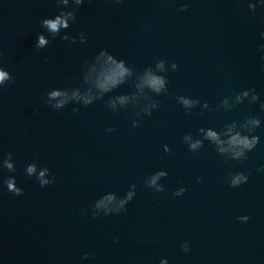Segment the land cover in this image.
Wrapping results in <instances>:
<instances>
[{"label": "water", "instance_id": "1", "mask_svg": "<svg viewBox=\"0 0 264 264\" xmlns=\"http://www.w3.org/2000/svg\"><path fill=\"white\" fill-rule=\"evenodd\" d=\"M57 12L54 0H0V50L15 77L0 94V150L12 151L17 167L0 170V177L15 175L24 190L16 197L0 187V264H159L165 258L168 264H264V171H257L264 165V123L254 133L260 143L240 165L225 162L207 142L193 154L182 140L201 127L219 130L251 115L264 120V112L245 101L230 112L197 107L186 115L175 99L199 98L215 109L225 96L254 88L264 100L258 51L264 12L252 16L247 0H85L67 32L83 31L87 42L69 46L57 37L36 49L41 19ZM104 48L136 72L158 59L179 65L166 73L170 95L156 97L160 108L138 128L131 109L113 115L105 107L111 96L130 93L129 84L88 107L56 111L44 103L52 88L78 87L81 81L71 77ZM34 160L52 170L54 184L41 188L25 175ZM157 170L169 174L160 181L163 193L144 185ZM230 171L251 175L231 188L224 180ZM132 184L136 196L127 212L92 218L96 199L123 195ZM181 186L187 191L174 197ZM243 215L247 223L237 220ZM183 241L190 253L181 250Z\"/></svg>", "mask_w": 264, "mask_h": 264}, {"label": "clouds", "instance_id": "2", "mask_svg": "<svg viewBox=\"0 0 264 264\" xmlns=\"http://www.w3.org/2000/svg\"><path fill=\"white\" fill-rule=\"evenodd\" d=\"M58 9L53 17L41 19L40 27L44 30L37 34L35 48L38 50L46 49L53 41L59 37L63 41H68L69 46L85 44L87 42L86 34L81 31L78 36L69 35L67 30L77 20V6L85 3V0H54ZM120 2V0H116ZM247 8L252 16H255L257 10L264 12V0H247ZM70 9V10H66ZM188 4L181 5L179 11H187ZM63 33V34H61ZM264 40V31L260 33ZM258 51L262 53V71H264V43L258 45ZM47 60V57L44 58ZM7 60L4 53L0 50V94L11 84L15 82V77L7 70ZM179 65L176 62L169 63L165 59H158L154 64L148 65L141 72H136L130 67L124 59H118L109 52L108 49H101L91 60H84L81 70L74 74L71 79L80 80L78 87L70 88H52L45 94L44 103L47 107L59 111L70 104H76L83 107L93 105L97 101L104 100V97L119 88L122 85L129 84L133 89L130 93L111 96L106 102L105 107L110 109L113 115L120 111L132 110V127H140V120L145 116H151L153 111L160 108V100L156 97L169 96V79L166 73L171 70L177 71ZM176 102L184 109L186 115H191L192 110L202 107L208 111L230 112L234 108L247 101L249 104H259V109L264 112V100L254 88L244 89L233 92L225 96L215 106V109L205 101L201 104L199 98L178 95ZM37 112L39 109L36 110ZM74 113L79 112V107L72 109ZM204 115L203 112L198 113ZM264 120L259 115L245 117L242 121L235 120L226 123L222 128L201 127L197 130L196 137L192 133L183 135L182 140L188 146V150L193 154L199 155L205 148V142L214 147L215 152L225 162L234 161L236 165L242 164L248 159V153L252 152L260 143V137L255 135L256 129L260 128ZM25 131H27L25 129ZM107 132L114 131L113 128H107ZM164 152L173 155L172 149L165 144ZM0 170H6L9 173L17 171L16 160L12 151L0 150ZM257 171H264V165ZM25 175L29 178H35L41 188H45L55 183L56 177L52 170L34 160L27 163L24 169ZM165 170H157L144 180V185L156 193L166 191L165 186L160 181L168 176ZM251 172L230 171L224 178L225 183L231 188H237L246 184ZM203 178L197 177V183ZM0 187H6V190L13 196L19 197L24 194L22 187L18 186L15 175L0 177ZM137 185L132 184L129 190L123 195L116 193H106L96 199L89 210L93 219L98 217H107L110 215H120L127 212V205L136 196ZM187 191L186 187H179L172 195L180 197ZM86 215L85 210H81V216ZM242 223H247L250 217L247 215L237 217ZM181 250L184 253H190L191 247L188 241L181 242ZM89 253L85 252L82 259L87 260ZM159 264H168V260L161 259Z\"/></svg>", "mask_w": 264, "mask_h": 264}]
</instances>
